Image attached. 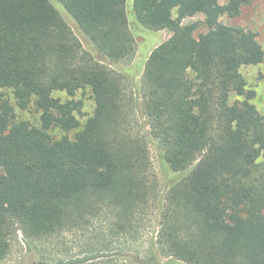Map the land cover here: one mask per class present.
<instances>
[{"label":"trees","instance_id":"1","mask_svg":"<svg viewBox=\"0 0 264 264\" xmlns=\"http://www.w3.org/2000/svg\"><path fill=\"white\" fill-rule=\"evenodd\" d=\"M58 1L112 62L130 59L135 27L171 35L145 60L139 106L125 75L82 50L48 0H0V88L41 111L33 126L0 98V261L18 231L51 236L106 207L126 215L146 201L148 147L130 130L140 110L160 159L186 172L169 185L162 249L187 264H264V114L240 73L264 50L254 31L219 21L250 0H133L134 25L126 0ZM198 13L202 21L182 23ZM85 87L95 106L81 125L82 102L52 93ZM52 128L65 133L55 138Z\"/></svg>","mask_w":264,"mask_h":264},{"label":"rangeland","instance_id":"2","mask_svg":"<svg viewBox=\"0 0 264 264\" xmlns=\"http://www.w3.org/2000/svg\"><path fill=\"white\" fill-rule=\"evenodd\" d=\"M48 1L79 39L82 50L125 75L127 92L133 93L138 105L141 106L142 91L140 87L145 60L154 47L171 35V31L167 29L151 31L143 27H135L138 30L133 32L135 44L130 59L112 62L96 50L58 0ZM132 1L126 0L125 6L128 21L134 25L132 24L134 19ZM218 2L223 4L226 0H218ZM172 15L176 16L175 10ZM203 19L204 15L198 13L183 18L182 23L202 21ZM219 21L254 31L257 34V41L264 50V0H250L241 7L236 16L230 17L222 14L219 16ZM205 30L206 28L200 25L197 32ZM188 73L193 76L191 71ZM240 73L246 86L255 91V97L251 101L257 110L264 114V56L260 63L241 66ZM52 95L62 101L73 98L82 102L80 111L75 113L81 125L93 113L95 105L89 87L79 89L73 97H69L62 90L53 91ZM0 98H5L12 104L15 120H24L30 125L40 126L41 111L36 108L33 100L27 108L21 109L16 104L10 88H0ZM236 98L240 97L231 93L230 101ZM130 124L131 133L143 135L148 147L149 171L147 178L151 185V191L147 195L146 201L133 209L132 213L126 215L117 209L106 207L97 215L88 217L86 223L51 236L28 239L18 231L9 252L0 261V264H187L170 256L157 241L162 208L169 185L186 172L174 171L160 159L157 142L148 133L146 117L142 111L132 113ZM49 131L55 138L65 133L58 128H52ZM74 132L75 130L67 134L72 137Z\"/></svg>","mask_w":264,"mask_h":264}]
</instances>
